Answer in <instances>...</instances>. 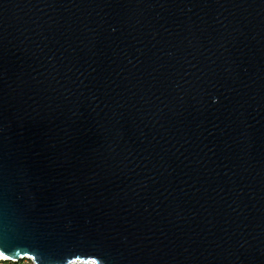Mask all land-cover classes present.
<instances>
[{"label": "water", "instance_id": "1", "mask_svg": "<svg viewBox=\"0 0 264 264\" xmlns=\"http://www.w3.org/2000/svg\"><path fill=\"white\" fill-rule=\"evenodd\" d=\"M0 255L264 264V0H0Z\"/></svg>", "mask_w": 264, "mask_h": 264}, {"label": "built area", "instance_id": "2", "mask_svg": "<svg viewBox=\"0 0 264 264\" xmlns=\"http://www.w3.org/2000/svg\"><path fill=\"white\" fill-rule=\"evenodd\" d=\"M0 264H34V261L30 257L20 258L18 261H9L5 258H0ZM72 264H94L92 261L90 262H74Z\"/></svg>", "mask_w": 264, "mask_h": 264}, {"label": "bare ground", "instance_id": "3", "mask_svg": "<svg viewBox=\"0 0 264 264\" xmlns=\"http://www.w3.org/2000/svg\"><path fill=\"white\" fill-rule=\"evenodd\" d=\"M0 258H5V257H3L2 255H0Z\"/></svg>", "mask_w": 264, "mask_h": 264}]
</instances>
